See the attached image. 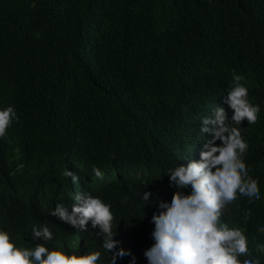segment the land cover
I'll return each mask as SVG.
<instances>
[{
  "label": "trees",
  "instance_id": "obj_1",
  "mask_svg": "<svg viewBox=\"0 0 264 264\" xmlns=\"http://www.w3.org/2000/svg\"><path fill=\"white\" fill-rule=\"evenodd\" d=\"M234 73L261 107L256 124L240 126L242 166L261 198L221 219L239 227L249 216L255 252L264 243V0H0V108L19 116L0 139V227L30 247L45 243L32 225L47 222L50 249L100 251L110 264L98 228L80 232L49 214L91 191L112 205L116 239L148 264L157 197L176 191L167 170L200 159L202 119L216 103L231 119Z\"/></svg>",
  "mask_w": 264,
  "mask_h": 264
},
{
  "label": "clouds",
  "instance_id": "obj_2",
  "mask_svg": "<svg viewBox=\"0 0 264 264\" xmlns=\"http://www.w3.org/2000/svg\"><path fill=\"white\" fill-rule=\"evenodd\" d=\"M244 79L241 74H233V84L225 99L234 110L231 119L226 108L217 103L212 116L202 119L200 159L177 163L167 170L170 186L176 191L171 201L157 197L160 211L152 216L155 242L144 252L148 264H264V243H257L254 252L244 235L251 218L245 215L239 227H230L221 219L225 210L230 211L238 201L251 209L261 198L257 184L242 166L248 144L240 126L244 120L248 125L256 124L261 113L260 105H254L250 99L248 86L241 82ZM16 120L19 116L15 106L0 108V139L7 136ZM92 172L101 180L105 176L96 165ZM64 175L75 184L81 180L80 174L69 169ZM153 195L151 190L145 191L143 201L152 202ZM49 214L80 232L88 231L89 224L98 228L103 249L111 253L110 264H117L125 256L131 257L129 264H137L133 251L116 239L112 205L102 197L82 191L75 194L74 203L58 201ZM259 231L264 233V226ZM31 237L42 238L45 243L24 246L0 227V264H100V251L77 253L63 246L50 249L46 242L54 241L55 233L47 222L33 224Z\"/></svg>",
  "mask_w": 264,
  "mask_h": 264
}]
</instances>
